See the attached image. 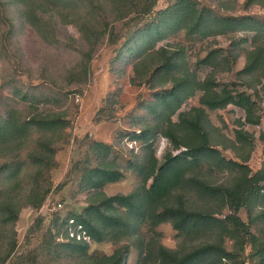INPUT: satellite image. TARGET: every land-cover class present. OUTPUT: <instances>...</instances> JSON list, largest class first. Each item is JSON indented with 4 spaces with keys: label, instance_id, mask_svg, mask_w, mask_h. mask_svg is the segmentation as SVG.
<instances>
[{
    "label": "trees",
    "instance_id": "16d2710c",
    "mask_svg": "<svg viewBox=\"0 0 264 264\" xmlns=\"http://www.w3.org/2000/svg\"><path fill=\"white\" fill-rule=\"evenodd\" d=\"M158 2L0 0V57L12 70L5 81L12 94L0 110V264H127L133 251L134 264H264V130L255 169L250 159L258 137L246 127L264 118V13L249 12L255 4L264 10V0H243L240 8L229 0H174L156 9ZM69 23L78 37L65 28ZM27 25L76 57L54 68L44 63L34 74L18 38ZM122 40L117 59L138 49L131 81L152 90L140 101L146 112L128 113L131 129L122 137L131 134L135 144L126 146L124 165L112 155L114 142L73 132L76 99L92 82L95 54ZM197 42L196 59L185 60ZM241 56L244 65L235 70ZM26 68L28 80L21 82ZM113 103L109 96L111 108L101 106L96 120L117 117ZM230 104L244 111L233 136L224 128ZM160 135L169 142L162 156L153 148ZM72 138L86 146L69 171L79 174L86 205L56 211L44 230L40 209L62 186H54L57 152ZM127 171L136 175L132 188L108 194L105 186ZM25 206L38 214L19 250L16 223ZM164 222L175 231L174 246L162 239ZM80 224L89 238L71 235ZM104 241L114 245L111 253L91 249Z\"/></svg>",
    "mask_w": 264,
    "mask_h": 264
},
{
    "label": "rangeland",
    "instance_id": "374dc122",
    "mask_svg": "<svg viewBox=\"0 0 264 264\" xmlns=\"http://www.w3.org/2000/svg\"><path fill=\"white\" fill-rule=\"evenodd\" d=\"M172 1L174 0H159L156 9H163ZM242 2L243 0H229V3L235 5L237 8H240ZM242 10L243 9L241 8V11ZM249 12L264 13V10L259 4H255L250 7ZM13 13V15H16L17 11L13 10ZM65 28H67V30L75 37L79 36V31L74 24H65ZM62 30L66 33L64 28H62ZM18 38L21 43L20 51L23 53L24 63L32 68L34 74L40 72L44 63H46L50 68H54L61 64L60 61H64L65 59H74L76 57L75 52L72 50L67 51L60 49L55 45L42 41L39 34L29 25L21 31ZM168 39L173 40V38L170 37L165 38L158 43L166 44ZM220 40L225 41L226 39L222 36ZM122 43L123 40L116 45L104 44L95 54V57L92 60V66L94 69L92 82L87 87L85 93L76 99V101L79 102L80 107L78 115L75 119L73 132L75 135L82 138L85 137V135H88L91 138L93 137L108 142H114L116 148H114L112 155H116L117 161L124 165L130 156L126 146L131 147L132 144H135L134 140L130 139L131 134H127L122 137V132L125 129H131L129 126H131L132 120L128 113L131 109H137V111L142 113L146 112V108H144L140 101L142 97H150L152 95V90L147 85H139L131 81V77L134 74L132 63L134 57L132 56H135L138 49H126L123 52L124 55H122L124 57L117 59L118 48L122 46ZM158 43L152 48L158 46ZM127 47L128 45L126 48ZM199 49L200 42L193 44V46L190 47L185 60L190 59V61H194ZM128 59H130L129 62L127 61ZM244 62L245 57L241 56L236 64L235 70L243 66ZM11 72L12 70L10 69L9 60L7 58L0 57V110L2 109L6 99L11 97L12 94L11 84L5 82L9 78ZM204 73L205 71H202L201 74L204 75ZM27 77V68L23 73H20L19 76H17L21 82L27 81ZM37 79L38 77H35L33 78V81L37 82ZM109 96H111L114 102L113 105L117 109V117L96 120L97 112L101 106L104 105L106 109L111 108L109 104ZM243 115L244 111L239 107L233 104L228 106L224 115L227 121V126H224L227 134L232 136L234 135V127L239 126L236 119L242 117ZM212 117L216 122L219 121V117L215 112L212 113ZM246 127L250 130H256L258 137L257 147L252 153V157L250 159V164L257 169L263 160L262 142L259 135L261 131L264 130V118L260 124H257L254 127L247 125ZM168 146L169 142L166 137L160 135L157 137L153 148L155 149L157 155L162 156ZM85 147V145L81 146L79 142L72 138L70 143L66 144L57 152L59 164L53 172L55 182L54 186L59 185V183H62V186L61 188L54 189L49 194L46 201H62L63 206L59 210L62 215L67 214L69 211H80L84 205H86L87 193L80 190L79 174H71L69 172L75 161L83 156ZM135 179L136 175L131 171H127L126 175L120 180L108 183L105 186V191L108 194L127 192L132 188ZM144 182L147 187H150L151 179L146 178ZM42 207L40 210L46 217L43 229L46 230L50 226L52 214L47 210L46 206L44 208ZM37 214V209H34L31 206H25L22 208L16 223L20 244L19 250H22L27 246L24 245L25 233ZM159 229L163 232V241L168 245L174 246L176 244V238L174 236L175 231L172 225L168 222H164L159 225ZM253 230H257V225H253ZM38 239L39 238H37V240ZM33 240H36V237L33 238ZM33 245L34 244L32 243L29 247ZM97 247L108 253H111L114 250V245L111 242L106 241L100 243L93 242L91 244V249ZM136 257L137 252L133 251L127 264H134Z\"/></svg>",
    "mask_w": 264,
    "mask_h": 264
},
{
    "label": "built area",
    "instance_id": "2783aa9c",
    "mask_svg": "<svg viewBox=\"0 0 264 264\" xmlns=\"http://www.w3.org/2000/svg\"><path fill=\"white\" fill-rule=\"evenodd\" d=\"M134 142H135V140H134ZM43 206L44 207L46 206L47 207V210L51 214H53L56 211H59L61 209V207L63 206V203H62V201H46L43 204ZM44 207H42V208H44ZM78 228H80V229L76 230L77 232L76 231L74 232V230H72L71 235H76L77 238H81V237L89 238L88 235H87L86 230L82 228V225L81 224L79 225Z\"/></svg>",
    "mask_w": 264,
    "mask_h": 264
}]
</instances>
